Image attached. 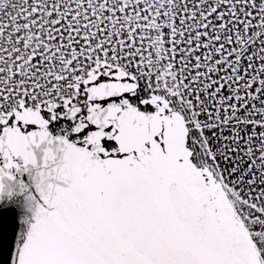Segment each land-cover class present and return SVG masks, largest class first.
<instances>
[{
  "label": "snow or ice",
  "instance_id": "6c2138e0",
  "mask_svg": "<svg viewBox=\"0 0 264 264\" xmlns=\"http://www.w3.org/2000/svg\"><path fill=\"white\" fill-rule=\"evenodd\" d=\"M7 264H264V0H0Z\"/></svg>",
  "mask_w": 264,
  "mask_h": 264
},
{
  "label": "water",
  "instance_id": "95a60500",
  "mask_svg": "<svg viewBox=\"0 0 264 264\" xmlns=\"http://www.w3.org/2000/svg\"><path fill=\"white\" fill-rule=\"evenodd\" d=\"M11 255V241L8 242L7 251L5 253L2 234H0V264H7V260Z\"/></svg>",
  "mask_w": 264,
  "mask_h": 264
}]
</instances>
